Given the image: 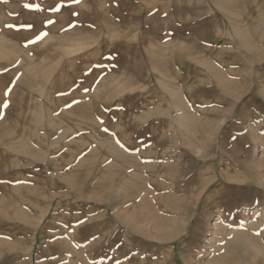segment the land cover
<instances>
[{"label":"rangeland","instance_id":"obj_1","mask_svg":"<svg viewBox=\"0 0 264 264\" xmlns=\"http://www.w3.org/2000/svg\"><path fill=\"white\" fill-rule=\"evenodd\" d=\"M0 264H264V0H0Z\"/></svg>","mask_w":264,"mask_h":264},{"label":"snow or ice","instance_id":"obj_2","mask_svg":"<svg viewBox=\"0 0 264 264\" xmlns=\"http://www.w3.org/2000/svg\"><path fill=\"white\" fill-rule=\"evenodd\" d=\"M77 2H78V0H77ZM25 7H32V5H25ZM35 7L39 8L40 6H39V5H36ZM60 7H61L60 4H54V5L50 8V10H51V11H55V12H59V11H60ZM46 23L51 24V23H54V22L51 21V20H48V21H46ZM9 27H12V25H9ZM18 27H24V28L31 29L32 27H34V25H33L32 23H29V24L20 25V26H18ZM104 131H108V130H107V129H104Z\"/></svg>","mask_w":264,"mask_h":264},{"label":"bare ground","instance_id":"obj_3","mask_svg":"<svg viewBox=\"0 0 264 264\" xmlns=\"http://www.w3.org/2000/svg\"><path fill=\"white\" fill-rule=\"evenodd\" d=\"M121 195V194H120ZM133 200V199H132ZM143 209V208H142ZM150 217V216H149ZM152 219V218H151ZM157 222V221H156ZM161 223V222H160ZM154 227V226H153ZM159 227V226H158ZM155 232V231H154Z\"/></svg>","mask_w":264,"mask_h":264}]
</instances>
